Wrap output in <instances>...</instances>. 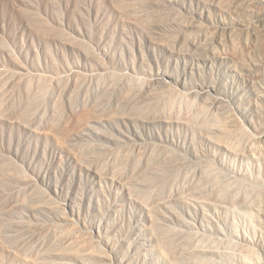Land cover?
I'll use <instances>...</instances> for the list:
<instances>
[{
	"label": "rangeland",
	"instance_id": "rangeland-1",
	"mask_svg": "<svg viewBox=\"0 0 264 264\" xmlns=\"http://www.w3.org/2000/svg\"><path fill=\"white\" fill-rule=\"evenodd\" d=\"M262 18L0 0V264H210L235 226L264 242L234 206L264 185Z\"/></svg>",
	"mask_w": 264,
	"mask_h": 264
},
{
	"label": "bare ground",
	"instance_id": "bare-ground-1",
	"mask_svg": "<svg viewBox=\"0 0 264 264\" xmlns=\"http://www.w3.org/2000/svg\"><path fill=\"white\" fill-rule=\"evenodd\" d=\"M258 140L264 142V128L260 130ZM246 149L253 156L262 153V151L255 150L252 145L247 146ZM259 182L262 183L260 178ZM261 183L252 189L241 190L234 206L239 207L237 216L249 225L255 235H260L264 240V185ZM241 232V229L235 226L230 235L221 233L219 234L222 236L221 238L218 236L217 239H213L214 244L201 246V248H206L203 250L205 254L219 258V260L210 261V264H223L224 260L232 264H264V242L252 239L249 235ZM224 245H228V247L225 249L219 247Z\"/></svg>",
	"mask_w": 264,
	"mask_h": 264
}]
</instances>
